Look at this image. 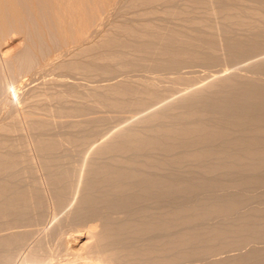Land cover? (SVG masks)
Returning a JSON list of instances; mask_svg holds the SVG:
<instances>
[{
  "label": "bare ground",
  "instance_id": "obj_1",
  "mask_svg": "<svg viewBox=\"0 0 264 264\" xmlns=\"http://www.w3.org/2000/svg\"><path fill=\"white\" fill-rule=\"evenodd\" d=\"M10 33L94 85L0 102V264H264V0H0Z\"/></svg>",
  "mask_w": 264,
  "mask_h": 264
},
{
  "label": "rangeland",
  "instance_id": "obj_2",
  "mask_svg": "<svg viewBox=\"0 0 264 264\" xmlns=\"http://www.w3.org/2000/svg\"><path fill=\"white\" fill-rule=\"evenodd\" d=\"M250 1H257V0H250ZM7 35V34H6ZM9 40H8V39ZM10 38L12 39L11 41H10ZM4 40H1L0 42V53L1 52H3V53H7L8 52V54H10V55H8V56H10L9 57V60L10 61H15L16 60V58H19L22 54H24L25 53V50H26V42H23L22 40V38L20 37V36H17V35H15V34H12V33H10L6 38H3ZM46 42V41H45ZM6 43V44H5ZM44 44V43H43ZM46 45L48 44L47 42L45 43ZM41 45L40 47H37L35 50H36V52H41V53H43L45 56L46 55H49V53L50 54H52V53H54L55 52V47H54V43H50V44H52V45H50V44H48V46L50 45V48H51V50H50V48H47V46L46 45ZM3 45L5 46V47H3ZM43 46V47H42ZM53 46V47H52ZM44 48V49H43ZM41 49V50H40ZM7 50V51H6ZM43 50H44V52H43ZM54 50V51H53ZM10 51V52H9ZM48 51V52H47ZM53 51V52H52ZM23 52V53H22ZM45 53H47V54H45ZM38 56H40V55H38ZM14 57H15V60H14ZM41 57V56H40ZM40 57H37V58H40ZM43 57V56H42ZM20 59V58H19ZM43 59V58H42ZM41 59V60H42ZM37 60L38 59H31V61L33 62H29L30 63V66L28 65V69L29 70H27V66L25 67L26 69L25 70H22L20 73H18V71L16 70H12V69H10L9 70V67H8V65H7V63H5L4 64V62L2 61V59H1V57H0V73H2V74H0V102L2 103H4L5 101H7V99L9 98V97H12L11 99V101H12V103H15L16 101H15V95H17V96H20V105L16 102L15 103V108L19 111V109H21L22 107H23V105H24V100H26V99H28L29 97L28 96H32L31 94H33V92H29V90H30V88L31 89H33V88H35L36 89V91L37 92H42V91H48V92H52V91H54V90H57V89H59V88H57V86H53L54 85V82H53V80L57 83V81L58 80H61V79H64V80H67L68 82L70 81V82H76V84L78 83L79 85H80V91L84 88H88L90 85H94L93 83H91V82H89L88 81V79H86V78H79V76L80 75H69V76H67V74L66 73H64V72H60V71H54L53 73H52V71H48V72H44V73H38V76L37 75H35V68H36V66H38L37 65ZM40 59L38 60V61H41ZM36 61V62H35ZM33 64V66H32V64ZM4 64V65H3ZM36 64V65H35ZM35 65V66H34ZM2 66V67H1ZM240 66L241 65H239V66H235L234 67V69H230L228 66H226V65H224V64H222V65H220V66H218V67H215L216 69H214L213 68V70H210V69H208L207 70V72H206V69H200V68H196L195 67V69H191L190 71H189V69L186 71L187 73H184L185 71L183 70L182 72H183V76L184 77H187V79H189V81H190V78H191V80L192 81H190V83L192 82V84L193 85H195L196 87H197V85L198 84H200V85H202V84H206V83H208L210 80H211V76L212 75H214L215 74V72H218V71H223V70H225V69H229V71L227 72V73H230V72H233V71H235L236 73H238V74H241V75H246V76H248V77H250L251 76V74H246L247 72H244V71H240L239 69H240ZM34 67V68H33ZM2 68V69H1ZM9 70V71H8ZM31 70H32V72H31ZM194 72H193V71ZM199 71V73H198V71ZM203 70V71H202ZM4 72V73H3ZM12 72V73H11ZM22 72H24V73H22ZM26 72V73H25ZM28 72H30V73H28ZM60 72V73H59ZM189 72H193V73H189ZM204 72H206V73H204ZM209 72H210V74H209ZM50 73H52V74H50ZM212 73H214V74H212ZM20 74V75H19ZM28 74V75H27ZM40 74V75H39ZM49 74V75H48ZM59 74V75H58ZM187 74V75H186ZM192 74V75H191ZM204 76H203V75ZM208 74H209V77H208ZM23 75V76H22ZM30 75V76H29ZM62 75V76H61ZM200 75V76H199ZM14 76V77H13ZM18 76H20L18 79H17V77ZM26 76V77H25ZM45 76V77H44ZM75 76V77H74ZM78 76V77H77ZM193 76V77H192ZM16 77V78H15ZM24 77V78H23ZM49 77V78H48ZM64 77V78H63ZM168 77H173V76H168ZM15 79V80H14ZM19 81V83H18V81ZM47 79V80H46ZM49 79H50V81H49ZM203 79H207V80H203ZM264 79V78H263ZM77 80V81H76ZM82 80V81H81ZM23 81V82H22ZM28 81V82H27ZM34 81V82H33ZM47 81V82H46ZM200 81H202V82H200ZM12 82V83H11ZM18 83V84H16V83ZM36 82V83H35ZM53 83V85H52V83ZM84 82V83H83ZM89 82V83H88ZM168 82V79H165L164 78V80L162 81V82H160L159 83V87L160 88H166V87H170L172 84H170V83H167ZM24 83V84H23ZM32 83V84H31ZM42 83V84H41ZM88 83V84H87ZM102 84H104L103 82H101ZM100 83V84H101ZM5 84V85H4ZM13 84V85H12ZM20 84V85H19ZM34 84V85H33ZM40 84V85H39ZM83 84V85H82ZM8 85V86H7ZM30 85V86H29ZM36 85V86H35ZM27 87V88H26ZM39 87V88H38ZM172 87L173 88H175V93L176 94H174V95H178L177 93H179V91H182V90H184L187 86H185V85H181L180 86V84H178V85H172ZM182 87V88H181ZM193 87V86H192ZM26 88V89H25ZM29 89V90H28ZM26 90V91H25ZM49 90H51V91H49ZM177 90V91H176ZM23 91H24V93H23ZM28 91V92H27ZM3 92H5V94L3 93ZM9 92V93H8ZM15 92V94H13ZM22 92V93H21ZM36 92V93H37ZM8 93V94H7ZM20 93V94H19ZM28 93V94H27ZM34 93H35V91H34ZM26 94L28 95V96H26ZM14 95V96H13ZM9 96V97H8ZM24 96V98H21V97H23ZM28 97V98H27ZM175 97V96H174ZM6 98V99H5ZM22 99H24V100H22ZM14 101V102H13ZM27 101L28 100H26V103H27ZM0 103V104H1ZM25 103V104H26ZM19 106H18V105ZM25 106V105H24ZM23 108H25V107H23ZM1 110V109H0ZM2 112L0 113V122H1V120H3L4 119V117H6L5 116V113H6V110H1ZM19 116V115H18ZM1 118H3V119H1ZM114 125V124H113ZM22 128H23V130H24V135H28L29 134V132H28V130L26 129V126H25V124L23 123L22 124ZM28 132V133H27ZM51 216V215H50ZM50 216H49V218H50ZM59 216H62V215H58L57 217H56V219L58 218V219H60V217ZM48 218V220H47V223H46V225H47V227H50L51 225H53L54 224V222L52 221L51 222V218L49 219ZM50 225V226H49ZM76 234V233H75ZM70 240V241H69ZM73 241V242H72ZM84 243H86V238L85 237H80V236H78V234H76V235H73V237L72 238H70V239H68V247L72 250V251H74V252H77V251H79L80 249L79 248H81V246L84 244ZM244 252H246L245 250H244ZM232 254V253H231ZM234 254H237V252H235ZM233 254V255H234ZM225 256V255H224ZM221 257H223V255L221 256ZM220 258V257H219ZM193 264H199V262H194Z\"/></svg>",
  "mask_w": 264,
  "mask_h": 264
}]
</instances>
